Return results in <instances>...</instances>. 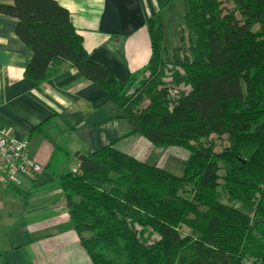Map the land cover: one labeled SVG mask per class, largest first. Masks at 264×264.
<instances>
[{
	"label": "trees",
	"instance_id": "obj_1",
	"mask_svg": "<svg viewBox=\"0 0 264 264\" xmlns=\"http://www.w3.org/2000/svg\"><path fill=\"white\" fill-rule=\"evenodd\" d=\"M185 4L172 60L163 59L157 15L147 22L149 76L121 82L89 59L56 0L0 3L32 52L28 79L74 67L110 94L130 135L189 154L180 177L108 145L56 177L92 264H264V0ZM214 138L225 139L222 149Z\"/></svg>",
	"mask_w": 264,
	"mask_h": 264
},
{
	"label": "crops",
	"instance_id": "obj_2",
	"mask_svg": "<svg viewBox=\"0 0 264 264\" xmlns=\"http://www.w3.org/2000/svg\"><path fill=\"white\" fill-rule=\"evenodd\" d=\"M69 10L92 62L127 82L152 56L147 22L163 15V29L182 0H56ZM13 0H0L11 4ZM17 20L0 14V130L28 141L45 171L19 187L0 178V264H92L73 229L56 177L75 170L78 155L113 145L145 161L154 146L129 134L124 111L110 94L67 64L41 83L25 76L32 52L16 34ZM163 169L172 172L167 159ZM169 169V170H168ZM176 175V174H175Z\"/></svg>",
	"mask_w": 264,
	"mask_h": 264
},
{
	"label": "rangeland",
	"instance_id": "obj_3",
	"mask_svg": "<svg viewBox=\"0 0 264 264\" xmlns=\"http://www.w3.org/2000/svg\"><path fill=\"white\" fill-rule=\"evenodd\" d=\"M182 4H180L181 6V13L178 15V13H176L174 16L175 20L171 21L169 24V27L166 28L165 32L163 29V20L164 17H162L161 15L158 16V20L159 23H161L162 29H163V33H164V38L162 41V45L164 47V51H163V59L168 61V60H172V51L174 49H179L181 48L182 45V41H181V35H182V31L184 29V20H183V16L185 14L186 11V4H185V0H182L181 2ZM157 19V18H156ZM171 62V61H170ZM173 64L167 62L165 64V71L168 69H172L173 68ZM167 72V76L165 78V80L167 82L171 81V73L170 71H166ZM150 71H146L143 72L139 75H137V78H144L149 76ZM184 90V86L181 87ZM175 92V91H173ZM216 137V136H214ZM215 140V144H216V149L220 150L223 148V146L226 144L225 139H217L214 138ZM154 146V145H153ZM154 152L151 153V155H149V157L146 159V162L150 163V164H155L159 167H163L164 165V159H167V163L168 166L170 168V170L172 172H174L177 176H183L184 174V170H185V162L188 158V152L181 148V147H177V146H171V147H158V146H154ZM169 170V169H168ZM45 171V170H44ZM223 173V171H221V174ZM183 231L185 233L189 232V230L187 228L184 227ZM89 234L85 233L83 236L87 237ZM156 237V236H155Z\"/></svg>",
	"mask_w": 264,
	"mask_h": 264
},
{
	"label": "built area",
	"instance_id": "obj_4",
	"mask_svg": "<svg viewBox=\"0 0 264 264\" xmlns=\"http://www.w3.org/2000/svg\"><path fill=\"white\" fill-rule=\"evenodd\" d=\"M44 170L30 157L27 140H18L9 132L0 130V178L4 182L19 187L22 178L42 174Z\"/></svg>",
	"mask_w": 264,
	"mask_h": 264
}]
</instances>
